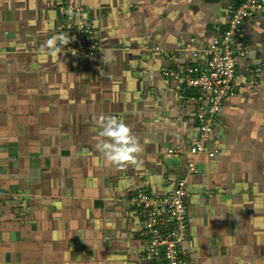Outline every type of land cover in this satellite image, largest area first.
<instances>
[{"label":"crops","instance_id":"0c3cea01","mask_svg":"<svg viewBox=\"0 0 264 264\" xmlns=\"http://www.w3.org/2000/svg\"><path fill=\"white\" fill-rule=\"evenodd\" d=\"M76 1L96 29V57L55 51L77 36L59 0H0V264H144L130 200L163 197L180 179L190 264H264V17L235 31L239 90L210 158L190 153L199 102L184 76L243 0ZM254 69L262 77L250 85ZM101 117L131 130L142 149L133 160L101 155Z\"/></svg>","mask_w":264,"mask_h":264},{"label":"built area","instance_id":"2783aa9c","mask_svg":"<svg viewBox=\"0 0 264 264\" xmlns=\"http://www.w3.org/2000/svg\"><path fill=\"white\" fill-rule=\"evenodd\" d=\"M59 13L66 19L77 35L60 49L67 58L96 57L102 51L94 24L86 17L85 10L76 0H59ZM253 17H264V0H243L239 8L231 12L229 28L222 36L216 37L202 52H194V57L203 55V63L197 70H189L184 76L188 88L198 91L197 124L200 142L190 149L192 156L207 154L215 158L219 153L209 148L215 134L218 117L225 102L238 93L239 54L235 48L234 36L238 26ZM166 55L162 48L156 49ZM166 76L179 79V74L165 71ZM250 85H255L262 77L261 69L248 74ZM192 172H197L193 161L188 164ZM6 193L0 184V208ZM132 208L141 221L144 243V264H190L183 246L190 240V217L186 202V181L176 182L170 193L154 197L146 192L137 193L131 200Z\"/></svg>","mask_w":264,"mask_h":264},{"label":"clouds","instance_id":"9594fccd","mask_svg":"<svg viewBox=\"0 0 264 264\" xmlns=\"http://www.w3.org/2000/svg\"><path fill=\"white\" fill-rule=\"evenodd\" d=\"M59 39L67 43V37L61 36ZM55 44L56 38L53 37L46 41L45 46L51 49ZM55 51L59 52L60 48L56 47ZM101 120L100 135L109 138L97 145L101 155L115 164L133 160L134 154L142 149L131 130L113 117H101Z\"/></svg>","mask_w":264,"mask_h":264}]
</instances>
